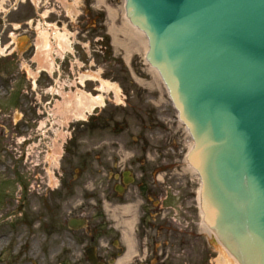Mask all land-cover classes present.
Returning <instances> with one entry per match:
<instances>
[{"label":"rangeland","instance_id":"rangeland-1","mask_svg":"<svg viewBox=\"0 0 264 264\" xmlns=\"http://www.w3.org/2000/svg\"><path fill=\"white\" fill-rule=\"evenodd\" d=\"M59 1H46L40 8H56L46 20L66 33L72 31L73 50L65 53L63 71L69 73V63L76 60L75 71L69 74L75 84L63 86L62 92L81 88L101 94L103 103L74 119L71 107L64 109L68 93H61L52 100H57L59 115L47 120L50 104L44 101L52 96L43 88L52 80L45 74L36 79L27 59L32 50L25 61L18 54L0 61V232H4L0 264H89L85 257L89 245L97 247L106 263L116 259L126 250L119 220L130 215L114 207L141 204L143 197L135 189L139 182L153 194L144 201L148 212L163 220L157 264H234L202 230L199 178L187 169L185 158L191 138L158 73L142 59L144 45L140 49L135 37L139 32L134 33L121 14L123 0H107L115 11V24L126 26L127 35L122 31L117 39L108 35L111 20L106 6L81 0L78 15L71 19L70 0H64L65 6ZM31 7L21 2L7 18L24 29ZM35 24L27 27L31 43ZM21 28L13 30L14 39ZM8 37L3 32L1 42ZM87 71L116 85L117 93L100 89L95 79L80 86L78 73ZM65 111L72 114L68 120L60 116ZM55 143L62 146L59 154L53 152ZM124 169L134 180L118 199L110 191L117 182L113 174ZM52 182L57 186L48 187ZM79 215L87 218V227L70 230L67 220ZM151 252L155 255L149 248Z\"/></svg>","mask_w":264,"mask_h":264},{"label":"water","instance_id":"water-1","mask_svg":"<svg viewBox=\"0 0 264 264\" xmlns=\"http://www.w3.org/2000/svg\"><path fill=\"white\" fill-rule=\"evenodd\" d=\"M125 11L192 139L203 220L240 264H264V0H125ZM87 259L102 264L94 247Z\"/></svg>","mask_w":264,"mask_h":264},{"label":"bare ground","instance_id":"bare-ground-1","mask_svg":"<svg viewBox=\"0 0 264 264\" xmlns=\"http://www.w3.org/2000/svg\"><path fill=\"white\" fill-rule=\"evenodd\" d=\"M111 19H112V17H111ZM53 30H54V38H55L56 45H58L59 48H62V49L64 47L67 48L69 40H68V36H67L68 34L66 33V31L62 32L61 30L58 29L57 26H53ZM50 34L51 33L49 30L44 29L41 31V34H39V37H38L39 46L41 47L42 50H45L48 55L50 53V50L53 48L52 44L49 43V35ZM113 36L116 37L115 39L119 38L118 34L116 32H113ZM135 37H138V34H135ZM140 39H141V34H140V37L137 38V41H138L140 49H141L142 46L144 45V42H142ZM135 43H136V40H135ZM120 44L122 45L124 43L121 41ZM124 46H125V44H124ZM130 52H131V49L128 48V53H130ZM46 65H48V63ZM48 66H50V65H48ZM153 69L155 70V68H153ZM83 77H91L93 79H96L100 82V89H104V88L106 90L113 89L114 92L117 93V86L112 85L109 81L100 78L96 72L87 71L81 75V78H83ZM64 100L65 101H63V104H64L65 109H67V107L70 106L71 107L70 111H72L74 116L84 117L85 113L91 111L93 107L102 105L103 96L101 94L93 95L91 93L85 92V91L78 88L76 90V92L71 93V94H66ZM53 152H55L56 154H59L61 152V144L55 143V146L53 148ZM187 169H189L190 171H192L193 173L196 174L195 170L189 164L187 166ZM197 199H198V196H197ZM198 201H199V199H198ZM121 210L123 213L127 214L130 211H132V206L130 204L123 205V206H121ZM135 220L136 219L133 216L132 218L125 219L122 221L123 226H124L122 238L126 244V251L124 252V254H122L120 257H118L115 260L114 264H128L130 258L132 257V255L134 253V250H133L134 245H133V241L131 239L130 233L132 231V227H133V224L135 223ZM202 230L205 231L210 237L215 238V240H217V238L215 236L216 235L215 232L213 230H211L205 222H202ZM3 234H4V232H0V246L4 242V239L2 238ZM20 249H21V247H20ZM222 251L224 253L226 252L225 250H222ZM226 253H228V252H226ZM227 256L229 258H231V260L234 264H238V262L235 260V258L232 255H230L228 253Z\"/></svg>","mask_w":264,"mask_h":264},{"label":"flooded vegetation","instance_id":"flooded-vegetation-1","mask_svg":"<svg viewBox=\"0 0 264 264\" xmlns=\"http://www.w3.org/2000/svg\"><path fill=\"white\" fill-rule=\"evenodd\" d=\"M0 86H2V84H0ZM113 177L118 179V182H120V187H121V184L125 179L123 175L115 172L113 174ZM115 185L113 186V188H111L110 191L114 194L115 197L122 198L123 192L121 190L124 191L125 188H115ZM100 187L102 188V185H100ZM135 189H136V194H138L141 197L146 196L147 198H150L149 196L153 195L149 188L148 189L142 188L141 184H138ZM102 195L103 197H105L106 194L104 191L102 192ZM138 211H140L144 215L148 213L146 208H144V206L138 207ZM149 214L152 215L151 212ZM162 236H163V220L159 221V218L146 216V218L144 219V223L140 225L139 231H137L135 234V238L138 241L135 248L138 249V246L141 245V242L146 244L145 246L147 247V250L149 247H157L159 243L162 244L161 243ZM158 259L159 258H155V261L153 263L142 262L135 264H156L159 261Z\"/></svg>","mask_w":264,"mask_h":264}]
</instances>
